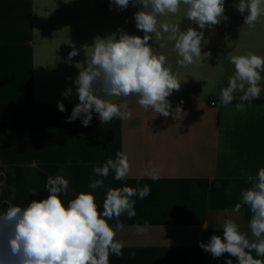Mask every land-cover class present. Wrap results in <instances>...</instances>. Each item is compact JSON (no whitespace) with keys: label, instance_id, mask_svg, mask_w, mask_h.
<instances>
[{"label":"crops","instance_id":"crops-1","mask_svg":"<svg viewBox=\"0 0 264 264\" xmlns=\"http://www.w3.org/2000/svg\"><path fill=\"white\" fill-rule=\"evenodd\" d=\"M238 3L225 0L228 19L203 30L202 53L212 56L200 64L180 66L168 34L162 32L160 40L152 34L149 43L166 56V66L181 82L168 99L173 111L178 105L182 111L165 118L145 111L133 96L130 119L102 124L94 114L84 126L80 119L67 122L79 102L72 80L84 67L82 46L118 29L143 37L134 19L141 6L131 0L126 10L115 5L110 10V0H0V213L46 198L49 176L68 180L67 195L61 197L65 206L80 192H91L101 212L109 188L148 185L147 197H132L136 215L119 218L123 228L115 239L124 245L123 256L110 255L109 264H225L226 259L235 264L227 253L217 261L199 244L222 237L228 218L251 236L250 209H233L241 190L250 187L247 177L264 168V91L245 102L243 111L235 108L238 99L220 103L234 72L231 56H264V16L255 27L244 25L234 7ZM157 19L158 28L168 23L199 30L186 19L183 5L177 14ZM73 48L79 54L68 61ZM69 87L72 95L64 97ZM58 101L66 111L58 109ZM117 152L128 157V175L117 181L110 170L107 177H96L93 166L115 160ZM150 167L158 180L145 174ZM90 178L103 179V187L90 189Z\"/></svg>","mask_w":264,"mask_h":264},{"label":"clouds","instance_id":"clouds-1","mask_svg":"<svg viewBox=\"0 0 264 264\" xmlns=\"http://www.w3.org/2000/svg\"><path fill=\"white\" fill-rule=\"evenodd\" d=\"M129 3L130 0H110L109 8L115 5L126 10ZM131 3L141 6L134 19L143 37L118 29L108 37H95L91 46H82L86 57L84 67L72 80L79 102L67 122L80 119L84 126H89L94 114L102 124L113 118L128 120L132 116L129 103L133 96L138 97L137 103L145 111L151 109L165 118L182 111L179 105L173 111L168 99L180 90L181 82L166 66V56L156 54L149 43L153 41L152 34L160 40L162 32L167 33L180 57L177 63L186 67L212 56L211 51L202 53L203 30L228 19L224 15L225 0H131ZM181 5L186 8V19L199 30L191 26L181 30L179 25L168 23L157 27L158 16L175 15ZM234 7L249 27H255L264 16V0H239ZM78 54L73 48L67 60ZM230 63L234 72L227 77V87L221 90L220 103L227 106L238 99L235 108L243 111L245 102L250 104L259 99L264 91V56L253 52L233 55ZM72 91L69 87L62 95L69 97ZM111 97H123L126 102L113 103ZM57 106L61 112L66 111L62 102L58 101ZM110 170L117 181L123 180L130 170L128 157L117 152L115 160L108 159L102 167L93 166L96 177H107ZM145 174L153 180L159 179L154 168L150 167ZM90 179V189L103 187V179ZM247 182L250 187L241 190V200L233 211L238 213L244 206L250 209L251 236L228 218L224 221L222 237L213 235L206 244L200 242L199 247L213 258L227 253L236 258L235 264H264V259L253 256L254 252L256 257H264V168L255 177L248 176ZM68 183L62 176H49L46 198L32 200L26 207L11 206L0 213V264H109L110 255L123 256L124 245L115 239L116 230L123 228L119 218L124 214L134 217L136 201L132 197L138 195L144 199L150 194V187L109 188L101 212L91 192H80L65 206L61 197L67 195ZM110 220L116 223L110 225ZM225 264H234L233 259H226Z\"/></svg>","mask_w":264,"mask_h":264},{"label":"rangeland","instance_id":"rangeland-1","mask_svg":"<svg viewBox=\"0 0 264 264\" xmlns=\"http://www.w3.org/2000/svg\"><path fill=\"white\" fill-rule=\"evenodd\" d=\"M216 260L218 261V258Z\"/></svg>","mask_w":264,"mask_h":264}]
</instances>
